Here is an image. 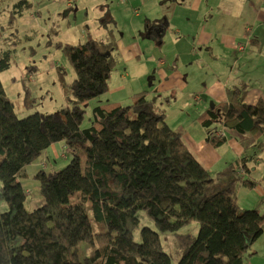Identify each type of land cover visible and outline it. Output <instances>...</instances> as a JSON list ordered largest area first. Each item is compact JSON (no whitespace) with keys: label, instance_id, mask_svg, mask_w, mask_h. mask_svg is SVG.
I'll use <instances>...</instances> for the list:
<instances>
[{"label":"trees","instance_id":"16d2710c","mask_svg":"<svg viewBox=\"0 0 264 264\" xmlns=\"http://www.w3.org/2000/svg\"><path fill=\"white\" fill-rule=\"evenodd\" d=\"M30 5L22 0L18 8ZM100 22L107 24L104 18ZM156 29L149 33L159 36ZM105 36L104 41L89 38L61 46L75 77L68 84L70 104L56 112L18 117L0 80V199L6 204L0 210V264H171L159 232L176 234L190 222L199 224L198 234L178 236V264H244L264 230V214L237 201V188L256 182L245 177L250 169L244 158L213 176L185 146L183 128L165 121L170 97L153 87L131 94L129 105L98 99L92 125L81 127L84 104L110 91L111 71L121 60V38L107 26ZM9 66L10 51H0V73ZM248 90L243 81L228 86L227 101L213 102L197 115L213 146L231 133L244 149L264 148V98L248 104ZM60 141L72 157L57 171L41 167L34 174L43 202L27 209L21 181L26 169ZM217 177L226 182L219 189ZM88 200L103 226L99 232L94 233L86 213ZM139 210L156 228L142 226L140 241L134 239ZM80 242L93 245L83 258L77 253Z\"/></svg>","mask_w":264,"mask_h":264},{"label":"crops","instance_id":"0c3cea01","mask_svg":"<svg viewBox=\"0 0 264 264\" xmlns=\"http://www.w3.org/2000/svg\"><path fill=\"white\" fill-rule=\"evenodd\" d=\"M54 2L56 5H63L62 10L66 9V14L73 11L77 18L79 17L78 11L81 8L83 10L87 3L84 0H53L52 4ZM94 2L96 1L94 0ZM112 2L115 4L112 5ZM97 3L96 6L106 15L102 18L107 24L100 22L105 30L106 26L111 28V25H108V17L112 12L119 13L121 15L120 22L127 20L134 26V29H141V25L145 26L146 32L140 34V37L135 40L125 42L123 36L118 35L121 38L117 42L120 56L126 61L134 63L136 67L143 70V73L147 70L145 64L152 63L154 65V72L160 76V82L153 86L154 90L170 97L169 103L165 104L163 109L165 119L170 121L167 115H169L172 103H176L179 106L176 107L177 113L181 114L182 112L177 121V127L183 128L182 141L205 169L217 172L236 159H245V164L250 169L245 177L256 182L251 187L240 185L237 188L238 203V194L242 191V194H247L249 198L250 207L246 208L256 209L264 214V148L257 152L254 147L244 149L238 139L235 136H229L228 133L225 144L213 146L207 140V128L201 126L199 120L194 119L193 125L196 127V120L203 129L198 126L196 134L190 132L189 125H187L189 121H185L183 114L185 107L181 108L185 100L189 98L197 103L199 107L197 109L196 106V109L200 110L199 112L209 107L210 100L216 103L225 102L227 101L226 88L240 81L246 82L249 86L245 97L246 103L254 104L259 97L264 98V54L260 52L246 55L251 44H257L264 48V0H99ZM100 18L101 16L99 21ZM160 19L161 24L157 23ZM156 27L159 36L149 33ZM261 27L263 28L260 29ZM247 28L251 31H248ZM169 30H178L179 34L182 30L187 32L184 35L190 38L187 53H182L179 50L176 40L172 49L163 50V45L166 42L165 36ZM48 31L53 33V26H50ZM146 42L149 43V49L152 47V43H157L159 45L158 54L161 57H156V51L153 53L156 48L151 53L153 56L149 55L141 45ZM240 43L244 44L241 54H239L240 50L236 48ZM141 56L143 60L137 61ZM229 56L233 57V60ZM193 63H199L197 64L199 66L204 65L211 71V75L206 76L207 72L204 68H195L199 81H203L201 91L195 88V77L189 73L194 66H197ZM217 64H221V66L218 67ZM239 64H243V67H239ZM247 75L258 77L259 84L250 85V81L243 77ZM120 76L124 78L128 75ZM115 89L119 91L118 89L122 90L124 86ZM202 94L207 96L206 101L203 100ZM195 117L197 118V115ZM57 143H61L65 148L62 141ZM54 152H56L55 149ZM41 157L40 160L47 167L51 157H48L45 151ZM54 160L55 158H53ZM38 164H32L35 167L32 173H29L30 168H28L32 167L31 165L26 169L27 177L21 180L26 190L31 185H35L38 190V181L33 179L34 174L41 168ZM244 264H264V230L248 249Z\"/></svg>","mask_w":264,"mask_h":264},{"label":"rangeland","instance_id":"374dc122","mask_svg":"<svg viewBox=\"0 0 264 264\" xmlns=\"http://www.w3.org/2000/svg\"><path fill=\"white\" fill-rule=\"evenodd\" d=\"M20 1L22 0H0V51H10V66L8 69L0 73V80L6 96L13 103L16 115L21 118L35 111L41 113L56 112L70 104L71 95L68 84L75 77V73L68 58L63 53L61 46L65 43L73 45L78 44L89 38L104 41L106 39V30L104 26L100 24L99 17H106V15L96 6L98 5L97 2L99 0H95L96 2H94V0H84L87 1V3L83 10L81 8L78 11V18L73 11L66 14V9L62 10L63 5H56V2L52 4L53 0L48 2H43L42 0H26L31 4L30 7L24 6L21 9L20 7L18 8ZM112 3V5L115 4V2ZM139 14L140 12L138 11V15ZM120 17L121 15L115 12H112V14L110 13L109 15L108 25H111L110 27L113 29V33L115 35L121 34L125 42L135 40L137 37L139 38V29H134V26L127 20L120 22ZM50 26H53V33L48 31ZM262 28L263 27L260 29ZM141 29L143 30V28ZM186 33L183 30L181 31V34H178V30L175 32L170 30L167 31L163 50L167 48L172 49L176 40L179 50L182 53H187L189 51L190 38L184 36ZM140 41H143V39H140ZM141 45L149 55H151L153 49L156 48L153 53L156 51V57H161V55L158 54L159 45L157 43H152L150 49L148 47V42H146V44L141 43ZM237 50H240L239 54H241V50L243 49L237 48ZM260 52L264 54V48L257 44H251L248 47L246 55H253L249 53L258 54ZM144 57L146 58L148 56ZM230 58L233 60V57ZM121 60L111 71L110 91L92 98L84 104L83 107L85 112L81 122L82 128L92 125L93 106L95 105L94 102H97L98 99L106 100V102L118 101L123 105H129L132 102L130 100L131 94L142 88L151 89V87L160 82V76L158 73L154 72V65L152 63L145 64L147 70L143 73V70L136 67L134 63L126 61L122 57ZM142 60L143 57L141 56L137 61ZM193 64L197 65L199 63ZM228 65H230V63H228ZM217 66L219 67L221 64H217ZM238 66L243 67V64H239ZM29 68V73L32 76H28L27 78V71ZM195 68H204L207 72L206 76H210L211 71L206 69V66L204 67V65H197L193 67L191 72H189L195 77V88L201 91V89H203V81H199ZM59 72H61V76H63V85H61ZM122 74L128 76L122 78L120 76ZM243 77L250 81V85H258L260 82L258 77L250 75ZM122 85L124 86V89H118L119 91H116L115 88ZM153 89H155V87H153ZM178 97L181 98L179 95ZM202 102L204 103V101ZM172 104L173 105L169 110V115H167V118H170V121H166V119L165 121L169 123L168 125L170 127L176 128L178 125L177 121L180 119L182 112L181 114H178L176 107L179 106L176 103ZM196 106L198 109L199 106L192 100V98L185 100L184 104L181 106V108L185 107L183 114L185 121H189L187 125H189L192 134H196L195 131L198 126L203 129L197 123L199 120L198 116L197 118L195 117L200 111L196 109ZM133 116L134 115H132V117ZM194 119L197 120H195L196 127L193 125ZM215 125L216 124L213 123L211 127H215ZM229 136L233 135L229 133ZM249 148H252V146ZM54 149L56 152H54ZM45 152L48 154V157H51L49 165L46 167L42 160L37 162L40 167H44L43 169L45 171H57L63 168L72 157V152L69 149L62 147L61 143H53V145L50 148L48 147ZM53 158H55L54 161ZM40 159H42V157ZM31 166L32 167H28L30 168L29 173H32L35 170L34 165ZM209 171L215 176L214 170ZM216 180V188L218 189L222 188L226 183H224L223 179H220V177H217ZM23 182L25 181L23 180ZM260 182L262 183L263 181ZM36 189L35 185H31L30 188H27L28 196L25 202L27 209L36 208L43 202L41 195ZM238 197L241 208L252 209L246 208L250 207L247 194H242V191H240ZM5 209L6 204L0 199V210L3 211ZM85 210L90 219L94 233L101 231L103 226L96 222L89 200L86 201ZM136 215L138 217V227L135 228L134 239L140 241L141 236L139 229L142 226H148L152 229L156 228L153 219L147 214V212L139 210ZM198 230L199 224L190 222L181 226L176 231V234L159 232L162 250L168 253L171 264H178L180 250L178 236L184 234L196 236ZM92 246L93 245L89 243L80 242L77 245L78 256L83 258L92 249Z\"/></svg>","mask_w":264,"mask_h":264},{"label":"water","instance_id":"95a60500","mask_svg":"<svg viewBox=\"0 0 264 264\" xmlns=\"http://www.w3.org/2000/svg\"><path fill=\"white\" fill-rule=\"evenodd\" d=\"M203 100H205V101L207 100V96L204 95V94H203ZM209 104H210L211 107H214V103H213L212 100L209 101Z\"/></svg>","mask_w":264,"mask_h":264},{"label":"built area","instance_id":"2783aa9c","mask_svg":"<svg viewBox=\"0 0 264 264\" xmlns=\"http://www.w3.org/2000/svg\"><path fill=\"white\" fill-rule=\"evenodd\" d=\"M216 135H219L220 136V135H222V133L221 132H216Z\"/></svg>","mask_w":264,"mask_h":264}]
</instances>
